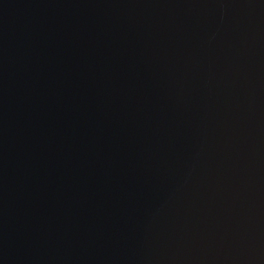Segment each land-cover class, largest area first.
I'll return each instance as SVG.
<instances>
[{"label":"water","instance_id":"water-1","mask_svg":"<svg viewBox=\"0 0 264 264\" xmlns=\"http://www.w3.org/2000/svg\"><path fill=\"white\" fill-rule=\"evenodd\" d=\"M0 264H264V0H0Z\"/></svg>","mask_w":264,"mask_h":264}]
</instances>
